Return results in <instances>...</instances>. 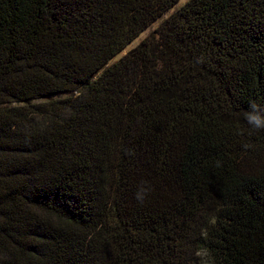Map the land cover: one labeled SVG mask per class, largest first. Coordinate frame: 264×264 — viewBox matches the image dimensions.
I'll use <instances>...</instances> for the list:
<instances>
[{"label": "trees", "instance_id": "16d2710c", "mask_svg": "<svg viewBox=\"0 0 264 264\" xmlns=\"http://www.w3.org/2000/svg\"><path fill=\"white\" fill-rule=\"evenodd\" d=\"M180 2L0 0V264H264V0L115 61Z\"/></svg>", "mask_w": 264, "mask_h": 264}, {"label": "clouds", "instance_id": "9594fccd", "mask_svg": "<svg viewBox=\"0 0 264 264\" xmlns=\"http://www.w3.org/2000/svg\"><path fill=\"white\" fill-rule=\"evenodd\" d=\"M244 119L250 130L257 133L264 132V108L255 101L249 104L248 110L244 113ZM250 145L245 144L244 148H249ZM150 188L140 187L136 193V199L143 203Z\"/></svg>", "mask_w": 264, "mask_h": 264}, {"label": "rangeland", "instance_id": "374dc122", "mask_svg": "<svg viewBox=\"0 0 264 264\" xmlns=\"http://www.w3.org/2000/svg\"><path fill=\"white\" fill-rule=\"evenodd\" d=\"M187 1L188 0H181V2L179 3V5L176 8H174L172 11H170V13L165 15L162 19H160L158 22H156L151 28H149L145 33H143L135 42H133L127 48V50H125L119 57H117L115 59V61L118 60V58H120L121 56H124L129 50L138 46L144 39H146L150 35V33L154 32L155 30H157L159 28L162 21H164L170 14H172L173 12L178 10L180 7H182ZM66 96L67 95H63L60 98H65ZM198 264H209V259L207 258V256L201 255L199 258Z\"/></svg>", "mask_w": 264, "mask_h": 264}]
</instances>
